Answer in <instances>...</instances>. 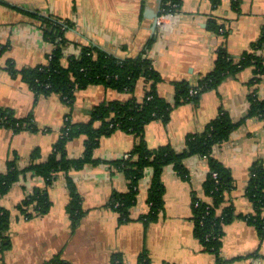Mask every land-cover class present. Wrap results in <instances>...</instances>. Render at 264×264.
<instances>
[{"label":"crops","instance_id":"1","mask_svg":"<svg viewBox=\"0 0 264 264\" xmlns=\"http://www.w3.org/2000/svg\"><path fill=\"white\" fill-rule=\"evenodd\" d=\"M160 6L161 0H0V45L4 46L0 52V108L10 109L19 119L30 118L36 128L14 131L0 126V173L15 155L19 169L28 165L34 150L39 153L37 162L46 160L65 119L86 122L96 104L131 96L142 100L145 95L143 78L137 80L132 93L105 84L76 88L71 104L56 93L36 94L19 73L6 68L9 61L16 70L46 63L53 44L45 38L35 15L70 25L62 33L64 65L85 45L121 59L149 58L161 76L158 94L168 102L173 101L176 82L194 85L212 70L220 46L232 59H239L260 38L264 23V0H217L216 4L181 0L180 8L169 12H161ZM162 13L164 26L160 27L155 20ZM213 19L221 31L209 29ZM258 54L264 66V47ZM253 77L257 81L251 84ZM250 93L264 98V70L256 74L249 66L227 74L215 87L203 91L197 102L185 101L174 107L167 122H149L144 128L147 146L170 145L181 151L188 134L202 132L222 111L238 122L247 112ZM85 138L80 135L67 142L68 158L82 156ZM134 144L133 134L115 130L102 136L93 150V158L99 162L70 170L81 198V216L75 226L67 212L70 195L63 172L47 188L48 211L31 218H25L16 206L35 188L43 189L45 180L30 171L21 174L0 199V205L11 212L7 230L11 246L0 253V264H44L56 256L67 264H111L114 254L122 264H138L142 254L147 257L146 264H264V235L244 218L254 213L245 189L250 166L256 160L264 162V120H245L213 148L212 156L233 178L223 206L231 205L235 215L223 227L218 255L204 250L194 235L192 197L211 201L202 188L209 171L204 156L183 159L186 178L171 164L163 168V207L157 219L147 224L142 216L149 210L146 199L152 169L146 168L130 219L118 221L108 202L113 191L127 190L128 181L110 161L127 155Z\"/></svg>","mask_w":264,"mask_h":264},{"label":"trees","instance_id":"2","mask_svg":"<svg viewBox=\"0 0 264 264\" xmlns=\"http://www.w3.org/2000/svg\"><path fill=\"white\" fill-rule=\"evenodd\" d=\"M213 4L217 0H211ZM234 7L237 2H233ZM181 0H161V12L177 11ZM38 19L45 38L50 40L53 48L47 55L45 64L31 68L16 70L11 61L6 63L9 72L19 73L36 94H58L67 104H71L76 88H83L89 84H105L118 91L132 93L138 79L143 78L146 83L145 95L142 100L131 96L127 99L103 101L92 107L90 118L86 122L72 123L65 119L59 139L46 160L37 162L38 150L31 153L27 166L19 169L16 165L17 157L7 162L6 170L0 173V199L7 193L10 186L18 177L26 172H32L45 180V187L35 188L16 207L25 218L41 215L48 211L50 200L47 188L53 183L57 174L63 172L69 190L70 200L67 212L75 226L81 216L80 195L77 187L69 175L71 169L78 170L86 163H97L93 158V150L102 136L111 134L115 130L131 133L135 137L133 148L121 159L110 161V165L120 170L127 179L125 192L113 191L108 205L118 214V221L129 220L130 209L136 201L139 179L146 168L152 169V178L147 192L148 212L142 216L145 224L155 221L163 207L164 185L161 173L165 166L171 164L177 173L187 177V169L183 159L192 156H204L208 160L209 171L203 182L204 194L211 201L192 197L194 235L204 250L219 254L223 227L234 218L231 205L223 206L226 194L233 186L232 175L226 167L212 156L215 145L226 141L231 132L249 118L264 120V98L259 99L255 93L248 95L249 107L245 116L238 122H233L226 111L211 119L202 132L188 134L184 148L174 150L170 145L149 148L144 138L145 126L153 121L165 123L169 119L171 110L185 101L197 102L198 96L205 90L215 87L227 74L236 73L252 66L256 74L264 70L263 57L258 53L264 47V23L260 38L251 43L249 50L239 59H232L223 46H220L211 71L204 74L194 84L178 81L174 84L173 101L168 102L158 94L157 83L161 76L154 69L149 58L138 55L134 58H118L94 45L81 47L79 55L68 57L66 65L62 63L63 28L70 26L68 22L57 21L49 17L35 15ZM209 29L219 31L216 20H211ZM4 46L0 45V52ZM257 81L253 77L249 83ZM0 126L10 127L14 131L36 130L30 118L19 119L13 116L10 109L0 108ZM85 135L84 151L79 158H68L67 142L74 137ZM215 174V176H213ZM245 195L253 203L254 213L245 215L246 221L256 227L260 235H264V162L256 160L249 171V180ZM11 220L10 210L0 205V253L11 246L7 230ZM147 257L142 254L138 264H146ZM44 264H67L58 256L51 258ZM111 264H122L119 255L114 254ZM169 264V263H166Z\"/></svg>","mask_w":264,"mask_h":264},{"label":"built area","instance_id":"3","mask_svg":"<svg viewBox=\"0 0 264 264\" xmlns=\"http://www.w3.org/2000/svg\"><path fill=\"white\" fill-rule=\"evenodd\" d=\"M165 16V13H162L156 20V23L160 26V27H163L164 26V21H163V18ZM221 31V29H220ZM213 176H215V174H213Z\"/></svg>","mask_w":264,"mask_h":264},{"label":"water","instance_id":"4","mask_svg":"<svg viewBox=\"0 0 264 264\" xmlns=\"http://www.w3.org/2000/svg\"><path fill=\"white\" fill-rule=\"evenodd\" d=\"M157 17V15H155ZM156 21V20H155Z\"/></svg>","mask_w":264,"mask_h":264}]
</instances>
